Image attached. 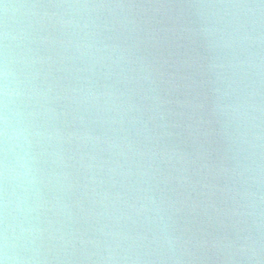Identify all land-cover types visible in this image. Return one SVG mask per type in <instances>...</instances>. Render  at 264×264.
I'll return each instance as SVG.
<instances>
[{"label": "water", "instance_id": "95a60500", "mask_svg": "<svg viewBox=\"0 0 264 264\" xmlns=\"http://www.w3.org/2000/svg\"><path fill=\"white\" fill-rule=\"evenodd\" d=\"M63 2L227 0H3L16 6L5 14L0 4V31L7 25L17 37L13 58L24 61L15 65L25 80L20 107L33 113L26 120L31 130L46 133L30 137L39 193L28 192L29 205L38 206L28 218L42 230L37 245L53 248L49 255L58 250L65 264H103L106 244L127 248L133 241L125 236H151L158 216L171 217L169 227L184 240L234 237V213L251 210L240 193L264 192L253 179L264 170V148L249 146L264 144L253 140L264 135V111H232L245 99L264 109V83L256 69L229 67L234 54L246 59L247 52L223 46L219 33L211 39L220 46L210 52L198 34L204 21L188 9L19 7ZM52 12L94 23L88 29L62 26ZM201 12L208 26L230 31L224 9ZM83 42L96 47L78 50ZM104 45L109 47L96 51ZM252 51L264 56V47ZM213 57L218 67L209 71ZM89 91L114 95L93 99ZM254 91L259 95H246ZM69 133L75 135L69 139ZM153 148L175 154L161 162ZM248 165L255 170L247 171ZM141 205L148 211H137ZM207 255L215 253L208 249Z\"/></svg>", "mask_w": 264, "mask_h": 264}, {"label": "clouds", "instance_id": "9594fccd", "mask_svg": "<svg viewBox=\"0 0 264 264\" xmlns=\"http://www.w3.org/2000/svg\"><path fill=\"white\" fill-rule=\"evenodd\" d=\"M0 4L3 5L5 14L10 8L16 7L3 3V0H0ZM19 7L53 8L69 11L80 9L124 10L144 7L192 10L194 15L204 21L198 29V34L205 42L208 50L211 52L220 46L211 39L219 33V39L224 42L223 46L238 48L241 52L248 54L246 59H238L234 54L232 60L229 61V67L240 68L241 70L245 66L255 68L254 75L260 78L261 83H264V56L252 51L254 46L264 47V0H227V2L219 4L195 2L147 5L131 2H63L19 5ZM215 8L224 9L225 14L230 16L227 24L230 31L225 32L222 28L208 26L201 10ZM45 15L48 13L45 12ZM64 15L65 13H51V16L57 17L58 23L62 26L72 25L75 28L88 29L94 23V21L85 20L81 24L79 19L73 20L71 16L67 20L64 19ZM213 15L217 14L213 13ZM225 36L227 37L226 40ZM16 39L17 37L10 33L7 25L0 31V264H65L66 258L60 255L58 250L56 254L49 255L54 251L53 248L43 249L37 245L38 234H42V230L28 218L29 214L36 212L38 207L29 205L28 192L35 188L36 173L39 171L35 167L37 158L31 152L32 141L30 137L33 135L43 136L46 133L33 132L31 129L34 125L26 123L27 118L33 113H26L20 107V98L26 93L25 80L21 79L23 74L18 73L15 67L16 64L24 63V61L23 59H14L12 54V42ZM76 47L78 50H91L96 45L95 43L83 42L78 43ZM108 47V45H104L103 48H96V51L100 52ZM113 50H115V46H113ZM121 51L123 53L128 50L122 49ZM215 59L217 58L213 57L210 60L209 71L218 67ZM116 63L118 64L119 61ZM255 83L256 81L251 82L252 85ZM214 91L219 92V89H214ZM89 95L93 99H97L100 95L111 97L114 93H91L89 91ZM246 95L250 98L259 95V93L254 91ZM241 107H251L254 111H264L258 105L249 104L245 99L243 105H236L232 108L233 113L239 115ZM253 127H258V125H253ZM47 135L51 136L52 133H47ZM73 135L75 134L69 133V139ZM84 138L90 137L85 134ZM253 140H264V135L254 134ZM249 146L264 148V144L261 143L250 144ZM150 151L153 156L159 155L161 162L171 159V156L175 154L174 150L171 153L163 149L157 153L155 148L150 149ZM143 154L141 153V155ZM257 169H259V165H257ZM246 170L251 172L255 169L252 165H248ZM253 179L258 186H264V170H260ZM17 188L23 190L21 195H17ZM35 192L38 194L39 189L35 188ZM240 195L247 202L246 209L251 210L234 213L237 219L231 225L235 231V236L232 238L224 235L211 240H184L169 227L171 217L165 219L164 216H158V228L151 231V236L147 234L136 237L125 236L124 239L133 241L127 248H121L119 243H116L115 246L106 244L105 252L107 254L100 256L99 259L103 261V264H121V261L124 264H209L215 259L221 260L223 264H264V210H257L259 205L264 204V192H253L246 189ZM249 198H251L250 201ZM150 202L156 203L155 200ZM154 210L159 211V209ZM137 211H148V209L141 205ZM241 224L244 227H240ZM58 239L64 240L63 236ZM136 241L140 243H136ZM64 242L67 243V241ZM117 248H121L122 254L117 253ZM208 249L213 250L215 255H207ZM85 258L91 259V256Z\"/></svg>", "mask_w": 264, "mask_h": 264}]
</instances>
